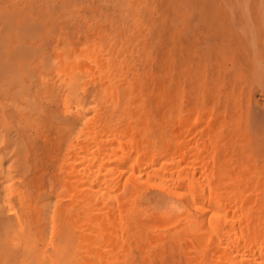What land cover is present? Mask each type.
I'll list each match as a JSON object with an SVG mask.
<instances>
[{"label": "rangeland", "instance_id": "obj_1", "mask_svg": "<svg viewBox=\"0 0 264 264\" xmlns=\"http://www.w3.org/2000/svg\"><path fill=\"white\" fill-rule=\"evenodd\" d=\"M15 1H16V3H14ZM175 1H176V3H175ZM198 1H199V3L195 0H174V1L173 0H126V1L125 0L124 1L123 0H26V1L25 0H0V36H1V30L2 31L4 30L5 34L3 31V35H4L5 40H7L6 43H8V38L11 39L10 42H12V43L9 42L10 43V44L8 43L9 45L3 46V45H1V41L3 42V40H0V47L3 46L5 49L8 46V48H9V50L7 48L8 52L11 54V51H12L13 55H14L15 51L18 50V52H20V53L18 54L16 52L15 55L16 56L19 55V57L22 59V60H20L19 58H16V56H10L12 58V59H10V57H8V55L4 56L6 53L4 52L3 49L0 50L4 53V55H2V53L0 52V57L3 58L2 56H4V58L2 59V61L4 63L2 61H0L1 62L0 67H3V65H4V68L6 67L4 70L6 73L0 72V73H4V74H0V77L2 76L7 82L6 83L2 77L0 78V82L3 83V84L0 83L1 84V86H0V90H1L0 91V107H1L0 108V111H1L0 112V131L3 130L2 132H0V135L2 136V137L0 136V141H1L0 149L3 150L4 149L3 146H6V145L7 146L5 148H7V147L9 148V146L13 143V145H11L12 148H9V150H7V149L3 150L5 153L8 152V154L4 153V154L0 155L2 162H3L2 165L4 166V167H2V175L5 178L4 184H3V182H0L2 184V185H0V195H1L0 198L3 199V197L5 196L3 200H5V199L9 200L10 199L11 201H13L14 196H15L14 191H16L19 187L24 190V187L26 188L27 182H30L32 179H34V180L36 179L35 181L32 180V182H30V184L31 183L34 184V185L31 184V186H32V188L30 190L31 194L25 195L24 197H26L27 199L25 198V200L30 203V205H31V206L29 205L30 208L33 207V208H36L38 210L41 208V210L42 211L44 210V212L46 213V214L44 213V215L47 217V219H46L47 222H45V224H46V226L49 225L48 226L49 230L47 229L48 234L46 233L47 237L49 236V231H50V227H51V222H50L51 218H49V216L51 217V215L53 214L54 218L56 217L58 210L55 211V209H58L59 204H60V206H62V205L64 206V205H67L65 203L69 204L70 203L69 201H71V203H74L75 202L74 200L77 201L76 203L80 202V205L82 203L83 204L87 203V202H84L83 200L82 201L80 200L81 198H80V196H78L79 193L75 192V190H77V189H75V188H74L75 190L72 189L71 186L69 187L70 184H67V183H65V186H64V184L61 185L59 182V178L57 177V173H60L61 172L60 170L62 168H63L62 172H67V170H68L67 166L65 164V161H64V157H66V155L68 153V141L66 138L67 135L63 134V132L66 133L68 131H67V129L64 130L65 126L63 124H60L61 122L59 120H55L53 118L55 117V118L61 119V118H65L67 116H73L78 111V109H79L78 103H76V101H73V103H71L72 102L71 98L67 94V93H69L68 89H67V80L69 78H72V77H77V75H78V79L80 80V82H82V83H80L79 89H78L79 93H80L79 95L81 96L82 101H84V99L85 100L87 99L86 101H89V103H92L95 106H98L99 108L101 107L100 109H102V110L107 108V106L113 107L116 110L115 111L112 108L111 109L112 114L110 113V115L102 116V123H101V121H99L98 118L92 117L93 116L91 113L92 110L89 107H86L88 109L89 114H90V119L94 118L92 120L97 121L98 125L100 123L106 124L105 122L110 119L109 121L111 122L110 123L111 127L114 124L118 130L119 129L124 130L121 132H125V133H121L120 131L118 132V134L123 135L122 136L123 139L119 135L120 138L122 140H126V141H127V138H129L128 143L131 142L132 143L131 147H133V149L130 147L129 148L130 150L129 149L126 150L127 156L126 155L120 156L123 158L125 157V159L127 158V160H126L127 165H125L126 162L124 160H122V158L120 159V157H119L120 152L118 150H116L117 153L115 152L116 155L114 154L116 157L111 156L112 158L110 160L111 162H113L114 171L116 172L118 170L117 171V172H119L118 176L121 178L120 183L116 187V190L118 191V193L119 192L123 193L124 191H126L128 189L127 191H128V194H130V195L128 196L126 194V192H124L123 196H125V197H122L121 193H120L121 195L117 194L116 195L117 197L111 196L112 199L110 197H108V198L104 197V200L107 199L106 203L110 204V206L108 207L109 208L108 211L105 214H103L104 218H102V219H101V215L99 214L102 211L98 212V213L94 212V211H92V212L86 211V209H87L86 207H90L92 204L90 206H89V204L88 205L87 204L81 205L82 206L81 207L82 212L85 211L84 213L87 212V214L91 213L92 215L91 214L90 215L94 216V217L99 214L100 217L96 216L95 221L93 220L92 223L94 222V224H97L96 220L98 219L99 223L102 220V222H103L102 224H106L105 221L109 220V221H107V224H110L108 226V230H112V231L115 230L116 232L114 231L115 232V233L113 232L114 234L117 233V235L123 234V237L126 236L124 238V242L118 241V244H117L115 237L112 236V240L109 242L110 248L114 247L112 249H115L116 251H118L119 255L123 254V252H126L127 247H128L127 250H129V248H130V253H131V251H133L131 253L133 255L132 256L133 257L132 262L134 261L135 264H203V262H204V264H212L211 260H215L213 262V264H215L216 261H217L216 264H219L218 262H220V258H218V256H220L224 250H227L228 252L230 251L233 253V254L231 253V257H233V262H234L233 264H241L239 262H241L242 259L240 260L239 256H241L243 258V260L246 264H254V263L256 264L255 259L257 261L264 260V258H263L264 257V255H263L264 254V248H263V246H264V240H263L264 239V176H262V175H264V170L262 169V167L264 168V144H262L264 142H262V143H248L247 142L248 139H246L247 137H245L247 130H244L243 123L241 124L239 122L238 123L235 122V120H236L234 117L235 111H234L233 107H232V111H230V110H229V112L227 111V113H229V114H227L226 110L224 108V105H223L225 92H224V88H223L222 78L220 77L222 74L219 75V71L221 70L220 66H221V62H222L221 58L223 56V53H222V50L220 48L219 41L217 40V37L213 38V34H211V30L213 28H215L216 30L214 29V31H215L214 35L218 36L219 33L217 32V29L219 26L218 21L220 19H217V18L219 16L221 17L222 15H224L223 10H224V12H226V10H225L226 6H227L226 1L225 0H205V1L198 0ZM206 1L209 3H207ZM212 1H214V3ZM227 1H230V0H227ZM242 1L246 2L249 0H242ZM63 2L65 4H69V5L64 6ZM116 2L117 3L119 2V4H117ZM171 2H173V4ZM245 2H243V5L247 6L248 2H246V4H245ZM250 2H251L250 3L251 8H249V9H251L252 15L256 16V18H259L261 16V13L262 12L264 13V11L262 10V9H264V0H250ZM13 3L15 4V6H13V8H12L11 5H14ZM46 4H47V6H46ZM61 5H63L64 7L63 6L61 7ZM231 5H233V4H231ZM248 6H249V4H248ZM38 7L40 9H38ZM173 7H175L174 12L172 11ZM221 7L223 8V10ZM256 7L257 8L263 7V8L260 9L258 11V13H256V9H257ZM41 8H43L44 10ZM46 8H48L47 9L48 11L46 10ZM127 8H128V10H127ZM177 8H179V9H177ZM31 10H33V11H31ZM38 10H39V12H42L43 14L38 13ZM27 13H30V14L28 15ZM44 13H45V15H44ZM55 13L57 15H55ZM75 13L77 14L76 16H75ZM132 14H134V15H132ZM18 16L20 18H18ZM64 16H66V17H64ZM120 16H121V18H120ZM124 16L126 19H124ZM127 16H129V17H127ZM131 16L134 17V18H132L134 20L131 19ZM43 17L47 21H45V19ZM46 17H48V18H46ZM53 17H55V20ZM37 18H38V21H37ZM58 18L62 19V20L59 21ZM72 18H74L75 20ZM96 18L99 21H97ZM112 18H113V20H112ZM212 18H215L216 20L214 21ZM33 19H35V21ZM48 19H50L51 21L50 20L48 21ZM210 19H212V20H210ZM69 20H71V21H69ZM44 21L47 22L46 23L47 26L43 25ZM91 21H92V24L90 23ZM121 21H123V22H121ZM53 22L54 23L57 22V23L54 24ZM7 23H9L8 25L10 27L7 26ZM29 23L33 27V29L30 31V33H32V36L34 38H35V36H37L35 39L33 38L32 39L33 42L30 41V43H29L28 38L31 35H29V37H28L26 32L24 33L21 31L22 30L21 26L24 27L26 24L28 26V25H30ZM61 23H62L63 27H62ZM20 24H21V26L19 27ZM34 24H37L36 25L37 27H34L35 26ZM94 24H95V26H94ZM97 24L99 26L97 28H95L97 26ZM92 25H93V27H92ZM5 26H7V28H5ZM31 26H30V28H32ZM44 26L47 27V28L45 27L46 30L45 29L43 30ZM58 26L60 27V29L58 28ZM86 26H87V28H86ZM125 26H126V28L128 27L126 30L124 29ZM8 27L11 30L8 29ZM52 27H54V29H52ZM27 28L25 27L23 30L25 31ZM34 28L37 30L38 33L35 32L36 30ZM40 28H42V29L39 30ZM102 28H103V32L101 31ZM16 29L18 30V34L20 33L21 37L18 36V34H16L17 33ZM47 29H49V30H47ZM77 29H79V30H77ZM86 29H88V30H90V32H92V33L94 32V33L90 34V32L87 31ZM261 29L264 30V27ZM27 30L29 32V29H27ZM51 30L52 31L55 30L56 34L54 33V31L50 33ZM85 30H86V32H88L87 34L91 37H89L86 34ZM62 31H64V32H62ZM123 31H124V33H123ZM12 32H14V34ZM42 32L45 34H43ZM8 33H10L11 35ZM23 33H24V36L26 35L25 37H28L27 38L28 40L25 37L22 38ZM62 33H63V35H62ZM95 33L96 34L98 33V34L96 35L97 37L95 36V38H94L93 35H95ZM15 34H16V37L13 38V36H15ZM51 34H52V37L50 36ZM9 35L11 37H9ZM82 35H83V37H84V35H86L85 38H83ZM103 35L105 36V38ZM2 36L0 37L1 39H3ZM6 36H8V38ZM100 36H102L101 37L102 39H100ZM19 37L21 38V40L18 41ZM41 38H42V40H41ZM49 38H51L52 40L51 39L49 40ZM59 38H61V39H59ZM14 39H16V42L17 41L18 42L16 43ZM24 39H26V40H24ZM56 40H57V42H56ZM62 40H64V41H62ZM66 40H67V42H66ZM85 40H86V42H85ZM20 41L23 43H19ZM69 41H71V43ZM103 41L106 43H104ZM124 41H126V42H124ZM44 42H45V44H44ZM100 42L102 45L100 44ZM3 43H5V41ZM46 43H47V45H46ZM35 44H36V46H38V45L39 46L36 48ZM63 44H65V45H63ZM15 45H17V46L15 47ZM125 45H127L128 49H127V47H125ZM18 46L23 51L21 49L19 50ZM20 46H22V47H20ZM14 47H15V49H14ZM31 47H33V48L35 47L39 53L37 52V50H36V52L32 51L35 48L32 49ZM50 47H52V48H50ZM99 47H100V50H99ZM209 47L210 48L212 47V49H214V47H215V51H213V55L216 57V60L214 63L216 66V67L215 66L214 67L216 69H214V70H215V77H216L217 81L212 83V84H210V82H208L209 81L208 80V73L209 72L207 71V69H209V67L207 65L208 64L207 58L209 57V54L212 53V52H209V50H208ZM111 48H113V49H111ZM116 48H120V49H116ZM124 48L126 49V51H124L125 50ZM7 50H6V52H7ZM115 50L116 51L120 50V52L118 51L116 53ZM27 51H28V54H27ZM60 52H62V53L60 54ZM9 53H7V54H9ZM56 53L59 55H57ZM89 53L91 54L90 56L88 55ZM95 53L99 57L98 60H97V56H96V58H94L95 57L94 55H96ZM98 53L100 55H98ZM107 53L112 54V55L108 56ZM37 54L38 55L40 54V56H37ZM52 54H53V56L56 54L57 59L55 58V56L53 58ZM29 55L31 56V59L28 58ZM33 55H35L36 57ZM42 56H43V58H42ZM59 56H61V57H59ZM64 56H66V57H64ZM85 56H87V57L89 56V58L85 59L86 58ZM92 56H94V57L92 58ZM13 57H15L16 59L13 60L14 59ZM59 58H62V59L64 58L65 60L63 59L60 62ZM66 58L68 60L69 59L70 60L66 61L67 60ZM101 58H104V60L102 59L103 62H102ZM111 58L113 59V61ZM6 59H8V60H6ZM18 59H19V61H16ZM32 59H34V60H32ZM108 59L111 61H107ZM24 60H25V62H24ZM100 60L102 63L100 62ZM21 61H23V63H25L24 67H22L23 64H21ZM29 61H30V63H28ZM43 61H45V62L42 64ZM72 61H74V62H72ZM95 61H99L98 66H99V69H101V71H99V72L97 71V73H96L97 63H95ZM12 62H13V64H12ZM71 62H72V64H71ZM86 62H89V63H86ZM15 63L19 65V68H18V65L17 66L15 65ZM39 63L41 64V66ZM45 63H46V65H45ZM93 63H95V66H93L94 65ZM5 64H8V65H5ZM26 64H28V66ZM56 64H57V67H56ZM59 64H60V67H59ZM62 64L63 65L65 64L67 66H65V65L63 66ZM79 64H81V65H79ZM108 64H111V65H108ZM205 64H206V68H207L206 70H205ZM13 65H14V67H13ZM69 65L70 66L73 65L72 66L73 68L69 67ZM75 65H76L77 69L75 68ZM122 65H123V67H122ZM26 66H27V68H26ZM87 66H91L89 68H91L93 70L88 69ZM65 67L67 68L66 71H65ZM13 68H16V69H14V72H13ZM21 68H23V69H21ZM39 68H40V70H39ZM55 68H57V69H55ZM102 68H105V69H102ZM47 69H49L50 72H48ZM61 69L64 70V73L62 72ZM99 69L97 68V70H99ZM0 70H1V68H0ZM17 70H20V73L23 71V74H22L23 76L19 73L18 77H17L16 72H19ZM72 70H74V71H72ZM114 70H116V72ZM2 71H3V68H2ZM84 71L87 73H84ZM92 71H93L94 75L92 74ZM25 72H27L28 75H26ZM40 72H44V73H40ZM102 72H104L105 74L108 73V75H109V72H111V73L109 76H107L105 78L106 75ZM68 73H69V75H68ZM98 73H99V75H98ZM5 74H7V75H5ZM42 74L43 75L45 74V75L43 76ZM61 74L62 75L67 74L68 79L65 76H62ZM113 74L114 75L116 74L114 76V78L112 76ZM60 75L62 77H65V78H62ZM87 75H88V77H87ZM19 76H21V77H19ZM46 76H48V77H46ZM59 76H60L61 80L64 79L65 82H64V80L61 81L60 78H58ZM89 76H90V79H89ZM95 76H97V77H95ZM125 76L127 77L126 79L123 78ZM13 77H16L15 83H13L14 82L13 80H15V78H13ZM24 77H25V81L23 79ZM7 78H10V84L13 83V84H11L12 88L10 87V84L8 83L9 79H7ZM184 78H185V80H184ZM41 79H43V80H41ZM112 79H113V81H111ZM100 81H101V83H100ZM104 81H106L107 83L105 82V84H104ZM110 81H111V83H109ZM121 81H123V82H121ZM87 82L89 84H87ZM63 83H64V85H63ZM98 83L101 85L103 83V86H101V85L99 86ZM127 83L129 84V86ZM8 84H9V86H8ZM15 84L17 87L14 86ZM21 85L24 87V90H23ZM27 85H29L27 88L28 92L25 91V90H27V89H25L26 88L25 86H27ZM63 86H65V87H63ZM126 86H128V87H126ZM20 87L25 92V95H24V92L22 90L19 93V90L21 89ZM60 87H62V88H60ZM13 89L16 91V92H14V95L11 92L7 93ZM62 89L64 92L62 91ZM103 89L105 90V92ZM5 90H6V92H5ZM107 90H109L108 92L110 95L108 94ZM259 91H261V89L257 88V91L254 92L255 96L251 100V108L255 107V110H257V111L259 110L258 112L264 113V109H263L264 108V94H263L264 90L262 89V92H263L262 94ZM26 92H27V94H26ZM15 93L16 94L19 93L20 97H19V95L17 96ZM3 94H5V95H3ZM52 94H54V95H52ZM61 94H62V96H61ZM64 95H66L65 96L66 99L63 97ZM4 96H5V98H6V96H8L7 101L9 100L12 102V103L10 102L11 103L10 106L8 105L9 103H7V101H5L6 99L4 98ZM9 96L11 97V99ZM36 96H38V97H36ZM87 96H89V97L87 98ZM64 100H66V101H64ZM110 100L112 101V103ZM119 100H121V101H119ZM96 101H97V103H96ZM100 101H102V102L105 101V102L102 103ZM109 101H110L111 105L109 104ZM34 102H36L37 105ZM74 102H75V106L77 105V108L74 107ZM106 102H107V104L105 105ZM28 103H30V104L28 105ZM33 103L35 106H33ZM61 103L62 104L65 103V107H61V106H64V104L62 105ZM68 103H70L71 106H69ZM86 103H88V102H86ZM66 104H68L67 106H69L70 111L72 110L73 113H72V111L69 112L67 110H64L66 108ZM112 104H114V105H112ZM12 105H14V106H12ZM115 105H116V107H115ZM17 106L20 107V109H15ZM31 106H33L34 109L36 108L35 109L36 111L34 109H32ZM25 109H27L28 111L27 110L23 111ZM37 109H38V111H37ZM41 109H42V111H41ZM61 110H63V112L64 111H67V112H64L65 114H63V112ZM102 110H101V112H104V110L103 111ZM257 111L252 110V113L257 116V114H259V113H257ZM3 112H5L6 114H10V115H6ZM114 112H116V113H114ZM1 114H3V116ZM45 114H46V116H45ZM202 114H203V116H202ZM217 114L219 116L218 118L216 116ZM125 115H126V117H125ZM6 116H10V117H6ZM105 117L106 118L108 117L109 119H106ZM110 117L112 118V121H111ZM244 117H245L244 114H242L240 121H243ZM4 118L7 120L8 123L6 122V120L4 122ZM24 118H26V119H24ZM30 118H32L33 120L31 119L32 120L31 121ZM49 119L51 121H49ZM105 119H106V121H105ZM224 119L225 120L229 119L230 125H232V129H229V131L227 130L228 126L226 125V128H225V126L223 124L225 121ZM53 121H54V123H53ZM49 122H51V123H49ZM3 123H4L5 127H4ZM213 123H214V125H213ZM6 124L10 128L6 127ZM9 124H11L13 127ZM23 124H24V126H23ZM78 124H77V126H80V122ZM1 125H3V126H1ZM29 125H30V127H29ZM4 128L6 131H4ZM122 128H124V129H122ZM58 129L61 131H59ZM207 129L209 130V133L207 132L208 131ZM8 130H10V132ZM129 130L133 134H131L129 132ZM17 132H20V133L22 132L21 134L24 135V137L22 139L19 138L21 140V144L17 143L19 140H15L17 144L12 142V141H14V139H18L19 136L16 135V134H18ZM241 132L242 133L244 132V133L242 134ZM5 133H7V134L4 135ZM13 133H15L16 137L12 136V135H14ZM124 134H126V136ZM205 134H206V136H205ZM227 134L228 135L230 134L228 139H227ZM250 134L252 136V132H250ZM25 136H27L28 139L26 137V140H24ZM43 136L45 137V139L43 138V140H42ZM59 136L62 138V140H61V143L58 145L59 146L58 147L56 145V142L58 143ZM104 136L106 137V138L104 137L105 139H108V137H110V136L107 137V134H104ZM3 137L5 139H3ZM29 137L32 140V141H30L31 144L28 141V140H30ZM1 138L3 139V141ZM209 138H210V140H209ZM7 139L12 140V141L9 140V141H11L10 144L9 143L7 144V141H6ZM112 140H114V141H112ZM23 141L27 142L29 145L24 143ZM33 141H35V142L33 143ZM45 141L46 142L48 141V143H46ZM62 141H63V143H62ZM111 141L113 142V143H111L112 146L113 145L118 146V144H116V143H118V140H116V138H113V139L111 138ZM53 142H55V143L52 144ZM18 144L21 148L17 146ZM22 144H24V145L26 144V145L22 146ZM34 144H36V145H34ZM47 145L49 147H47ZM197 145H199V146H197ZM254 145H256V146H254ZM34 146H36V148ZM24 147H25V150H24ZM31 147H32V149H31ZM197 147L199 148L198 150H197ZM208 147H209V149H208ZM12 149H16V150H12ZM34 149H36V150H34ZM41 149H43V150L41 151ZM48 149H50V150H48ZM54 149L58 150V151H55ZM44 150H45V153H44ZM51 150H52V152H51ZM13 151H14V153H16V151L21 152V153L26 152L24 154L23 153L20 154L21 158L23 157V160L21 158H18L17 153L13 154ZM199 151H201V152H199ZM39 152H40L41 156H40ZM261 152H262V154H261ZM49 153H50V155H49ZM25 154L26 155L29 154V156H25ZM44 154H46L47 156L45 157ZM132 154H135V155H132ZM203 154H205V155H203ZM211 154H213L214 157ZM4 155H6V156L8 155L7 157L10 159H8ZM152 155L154 158L152 157ZM176 155H178V156H176ZM34 156L36 158L32 160V158H34ZM132 156L134 158H132ZM208 156L209 157L211 156L214 159L211 157L208 158ZM3 157H5V158H3ZM60 157H63V158H60ZM117 157L120 160H122V162L124 164L123 163L121 164V162L119 163L120 160L117 161V159H115ZM195 157H197V158H195ZM11 158H12V161H11ZM25 158H27L28 160ZM158 158H161L163 161L161 159H158ZM3 159L4 160L7 159L9 161L5 162L6 160L3 161ZM134 159H136V160H134ZM139 159H141V160H139ZM149 159H150V162H152L153 160L157 161V162L159 160H161L162 162H164L165 164L162 163L161 161H160V163L158 162L157 165L160 164L159 166L160 167L162 166L161 168H163V165H164V167L167 165L166 167L168 168V170L170 172L165 167L164 168L165 173H164L163 170L160 167H158L159 168L158 170H160V171H158V173H160L158 175L159 176L162 175V177L166 176V178H168V175H169L170 178H168V179L173 180L174 188H176V190L174 189V193H168V190H169L168 185H167L168 183L166 185L161 184V183L158 184L159 183L158 179L153 177V176L148 177V179L146 178L145 175L140 176V178H141L140 183L141 184L139 182L135 184V182L132 179L133 177L129 176L128 172L131 171V167H135V165L137 166L138 164H139L138 166L140 167V164L147 163L149 161ZM201 159L203 161H201ZM17 160L19 162H15ZM116 161L119 164H117ZM129 161H130V163H129ZM136 161L138 164L136 163ZM139 161H141L142 163L141 162L139 163ZM205 161H206V163H205ZM250 161H251V163H250ZM38 162H39V166H38ZM168 163H169V165H168ZM180 163H182V165L186 168H184L183 166H180ZM32 164H34L36 167ZM60 164H62V167L59 168ZM130 164H132L133 166H131ZM173 164H175V166ZM186 164H187V166H186ZM200 164H202V165H200ZM253 164H254V166H252ZM29 165H31V166H29ZM143 165H141V168L144 167ZM22 166H24V168H26V167H28V168L24 169ZM120 166H122V167H120ZM169 166L171 167L170 169H169ZM13 167L15 169L14 171H12ZM174 168L175 169L177 168V169L174 170ZM204 168H205V170H204ZM231 168H233L235 171L233 169H232L233 170L232 171ZM22 169L25 173L27 170V173H26L27 176L24 175V179H23L24 173H21V172H20L21 174L19 173V171H21ZM127 169H128V171H127ZM227 169L228 170L230 169L229 172L226 171ZM250 169L256 170L255 171L256 174L250 175L251 173L250 172L248 173V171ZM8 170L11 172V175H12V177H9V178H12V180L10 182L7 179L8 176L7 177L5 176V173L7 174ZM16 170H18V171L16 172ZM35 170H37V171L39 170V172H37ZM42 170H45V172ZM261 170H262L263 174H261L262 172L259 173V171H261ZM0 171H1V169H0ZM4 171H5V173H4ZM204 172H206V173H204ZM210 172H212V173H210ZM237 172H239V173H237ZM38 173H40V175ZM172 173H174V174H172ZM13 174H15V175H13ZM204 174H206L205 178H204ZM257 174L259 175V178H258ZM20 175L22 176V178L20 177ZM33 175L35 176V178ZM242 175H246L245 178ZM29 176H30V178H29ZM260 177H261V179H260ZM243 178H244V180H243ZM6 179H7V182H6ZM29 179H31V180H29ZM56 179H58V180H56ZM39 180H41V181L38 183ZM124 180H125V182H124ZM128 180H130V181H128ZM142 180H145V181L142 182ZM43 181L46 183H44ZM149 181H151V182H149ZM153 181H155V183L152 185L153 186L152 187L151 184L153 183ZM244 181H246V182H244ZM198 182H200V183H198ZM208 182H209V184H208ZM18 183H20L22 185H18ZM47 183L51 184L53 186L52 189L53 188L55 189V190L53 189V191H55V192L57 191V192L56 193L54 192L55 194L50 195V197H49V195L45 196V198H47V199H45V198H42L41 200L36 199V196H37L36 191L40 193L44 189V190H46L47 194L50 192V189L47 187V185H49V184H47ZM128 183L132 186L127 187ZM8 184L10 185V187L8 186L9 188H7ZM35 184L36 185L40 184L39 187H37L38 190H35L36 189ZM192 184H194V185H192ZM133 185L134 186L137 185L135 187L137 189H134ZM160 185H161V187H160ZM60 186L61 187L63 186V187L61 188ZM138 186H139V188H138ZM195 186H197V188ZM5 187L7 189H5ZM130 187H132V192L130 191L131 190ZM157 187H160L161 190H163V188H165L164 192L163 191L161 192V190L159 188L157 189ZM178 187H181V189ZM56 188H57V190H56ZM138 189L139 190L141 189L139 192L142 191V195H140L141 193H137V192L134 193V195H132L133 191L138 190ZM166 189H168V190H166ZM203 189H204V191H203ZM154 190H156V192H158L163 197L167 196V197H165V199L167 200V198H168L167 201H170L169 204L173 203V205L175 204L174 206H177V207L172 206L173 207V209H172V207H171L172 204H171V205H169L171 207V209L169 206L167 208H166V206H162L163 208L161 207L162 208L161 209L159 206H155L153 204L149 205V203L146 204V201L144 203V200H145L144 199L145 196L143 195L144 192L148 191L147 193H149L150 196L152 197V198H150V201H149L151 203L152 200L155 199L157 194H158V193H154L155 192ZM197 190L199 191V193H201V194L203 193V194L200 195ZM2 191L5 193H3ZM34 191H35V193H34ZM165 191L167 192V194L165 193ZM207 191H208V193H207ZM212 191H213V194H212ZM9 192H12V193L8 194ZM24 192H26V191H24ZM186 192H188V194L191 193V196H189ZM64 193L65 194L67 193L66 195L68 196V198L65 197ZM231 193H235V194L233 195ZM68 194H71V196ZM171 194H173V196ZM195 194H197V195H195ZM210 194H211V196L213 195L211 197L213 200H211V201H209V199H208ZM245 194H246L247 199L244 196ZM33 195H34V197H33ZM119 195H120V197H119ZM7 196H11V197L8 198ZM63 196H64V198H63ZM126 196L131 197L132 200L133 199L134 200L131 201V199H128ZM169 196L170 197L172 196V197L169 199ZM225 196H227V197H225ZM31 197H33V198H31ZM48 197H49V199H48ZM57 197L58 198L60 197L62 199H60V198L57 199ZM200 197H202L201 200H200ZM224 197H225V199H224ZM229 197L231 200L229 199ZM66 198H67V200H66ZM116 198L119 199V201H120L119 203L117 202L118 199H116ZM222 198H223V201L225 203L222 201ZM44 199L47 201H44ZM63 199L65 200V202ZM108 199H110L109 201L111 203H109ZM115 199H116V201H115ZM125 199H128V200H125ZM137 199L139 200V202ZM140 199H142L143 201ZM3 200H1V201L3 202ZM112 200H114V201L112 202ZM172 200L174 202H172ZM126 201L129 203H127ZM37 202H38V204L41 202L39 204V206L36 205ZM61 202L62 203L64 202V203L62 204ZM115 202H116V204H115ZM143 203H144V205H142ZM119 204H121V207ZM12 205L15 209L14 212H18L17 214H20L22 212L21 209L24 210L23 206L22 205L20 206V204H18L17 202H12ZM46 206H48V207H46ZM146 207H148V209ZM47 208L50 211L49 210L47 211ZM142 208L144 209V210H142L143 212L140 210ZM156 208H159L161 210H157ZM176 208H178L179 210H177ZM122 209H124V210H122ZM130 209H131V213H130ZM145 210L147 213H150V214L145 213ZM147 210H149L150 212ZM153 210H155L154 212L157 215L154 214ZM163 210H165V211L161 212ZM166 210H167V212H166ZM175 210H177V211H175ZM51 211H53V212L51 213ZM49 212L51 213L50 215H49ZM82 212L80 214H82L81 217L83 219L81 217H80V219L84 220L85 214H83ZM115 212H117V213L114 215ZM161 213H164V214H161ZM145 214H147L148 216ZM159 214H161V215H159ZM90 215H88V216H90ZM255 216H257V217H255ZM46 217H44V218H46ZM176 217H178V218H176ZM133 218L135 219V222L137 224L136 225L137 226L136 232L137 233L141 232V233L133 234V237H132L131 231L130 232L129 231L128 232L122 231L119 227V224L129 223V221H131ZM243 218L245 221H242ZM171 219H173V221ZM48 220L50 223L48 222ZM120 220H122L123 222H121ZM191 221H194V222H191ZM226 221H227V223H226ZM110 222H113V223H110ZM167 222H169V223H167ZM196 222H197V225H196ZM237 222H238V224H236ZM257 222H259V224H256ZM92 223H90V224H92ZM192 224H195V225H192ZM210 224H212V225H210ZM214 224H217V225L214 226ZM223 224H224V227H226V228H224V230H225V232L227 231V236L224 233L222 235L223 236L222 238H225L224 239L225 241L227 239H229V240H227L226 244H228V245L233 244L232 247H231V245L230 246L226 245L224 240H223L222 244H219L217 242V239H216L217 238L216 237L217 232L221 228L219 226H221ZM228 224H231V225H228ZM189 225H192V226H189ZM93 226H95V225H93ZM208 226L210 228L212 227V229L208 228ZM216 226L218 229H215ZM234 228H236V229H234ZM83 229L84 228H82V230ZM247 230H248V232H247ZM134 235H135V237H134ZM196 235H197V238H194ZM245 238H247V239H245ZM192 240L193 241H199V242L195 243ZM211 240H212V242H211ZM230 240H232L233 242ZM249 240L251 241V243ZM129 241H131V243H129ZM138 241H139V244H138ZM99 242L97 244L98 247L97 246L95 247L93 245V246H89V249L93 248L94 253H96L99 250V245L101 248H104V245L101 242L100 243ZM235 242H238V243H235ZM127 243H129V245H127ZM259 243L261 245H259ZM122 244L124 247L122 246ZM137 244H138V246H137ZM215 244H217V245H215ZM223 244H224V246H223ZM256 244H258V245H256ZM135 246H137V247H135ZM234 247H237L238 249H235ZM241 247H242V250L240 249ZM135 248L138 250H135ZM217 248L219 251L217 250ZM219 248L222 249L223 251L220 250ZM140 249H141V251H140ZM231 250H233V251H231ZM100 251H101V253H104L103 249H101ZM106 251H108V250H106ZM138 251H140V253ZM142 251H143V254H141ZM250 252H252V253H250ZM94 253H92V254H94ZM201 253H203V254H201ZM207 253L209 256L207 255ZM211 254L214 257H212ZM143 255L145 257H143ZM261 255H263V256H261ZM159 256H162L163 258L160 257V259H159ZM258 256L260 259L258 258ZM150 257H153V258H150ZM205 258H207V259H205ZM209 258L211 260H209ZM161 259H163V260L161 261ZM118 261H120V260H118ZM121 263L122 262H118V264H121ZM245 263H243V264H245ZM126 264H128V263H126ZM231 264H232V262H231Z\"/></svg>", "mask_w": 264, "mask_h": 264}, {"label": "bare ground", "instance_id": "obj_2", "mask_svg": "<svg viewBox=\"0 0 264 264\" xmlns=\"http://www.w3.org/2000/svg\"><path fill=\"white\" fill-rule=\"evenodd\" d=\"M26 1V0H25ZM124 1V0H123ZM126 1V0H125ZM174 1V0H173ZM195 1H197L198 3H199V1L198 0H195ZM200 1H205V0H200ZM226 1V4H227V6H226V12H224V10H223V8H222V10H223V13H224V15H222L221 17L219 16L217 19H220L219 21H218V23H219V26H218V29H217V32L219 33L218 34V36L217 35H214V33H215V31H214V29L215 28H213L212 30H211V34H213V38H216L217 37V40L219 41V45H220V48H221V50H222V53H223V56H222V58H221V66H220V68H221V70L219 71V75L220 74H222L220 77L222 78V82H223V88H224V92H225V96H224V108H225V110H226V113H227V111L229 112V110L230 111H232V107H233V109H234V117H235V122H239V123H243V125H244V130H247L246 131V135H245V137H247L246 139H248V143H262V142H264V113H261V112H258L257 110H255V107L254 108H251V100H252V98L255 96L254 95V92H256L257 91V88L258 89H261V91H259V92H261V94L263 93L262 92V89L264 90V30L263 29H261V28H263L264 27V13L262 14L261 13V16L259 17V18H256V16H253L252 15V13H251V9H249V8H251V2H250V0L249 1H246V2H248V4H249V6H248V4H247V6L246 5H243V2H245V1H242V0H230V1H227V0H225ZM42 2V1H41ZM128 2V1H127ZM207 2V1H206ZM213 3H214V1H212ZM246 2H245V4H246ZM14 3H16V1L14 2ZM13 3V4H14ZM44 3V2H43ZM64 3V2H63ZM117 3V2H116ZM125 3V2H124ZM172 4H173V2H171ZM175 3H176V1H175ZM207 3H209V2H207ZM220 3V2H219ZM218 3V4H219ZM222 3V2H221ZM117 4H119V2L117 3ZM205 4V3H204ZM217 4V5H218ZM231 4H233V5H231ZM261 4V3H260ZM34 5V4H33ZM44 5V4H43ZM65 5H69V4H65L64 3V6ZM72 5V4H71ZM121 5V4H120ZM126 5V4H125ZM128 5V4H127ZM12 6V8H13V6H15V4L14 5H11ZM46 6H47V4H46ZM63 5H61V7H62ZM63 6V7H64ZM173 6V5H172ZM231 6V7H230ZM259 6V5H258ZM262 6V5H261ZM4 7V6H3ZM72 7V6H71ZM248 8V9H247ZM257 8V7H256ZM263 8V7H262ZM262 8H257L256 9V13H258V11L260 10V9H262ZM31 9V8H30ZM38 9H40L39 7H38ZM41 9H43V8H41ZM48 8H46V10H47ZM147 9V8H146ZM177 9H179V8H177ZM27 10V9H26ZM44 10V9H43ZM51 10V9H50ZM64 10V9H63ZM69 10V9H68ZM127 10H128V8H127ZM154 10V9H153ZM263 11H264V9H262ZM28 11V10H27ZM26 11V12H27ZM31 11H33V10H31ZM48 11V10H47ZM52 11V10H51ZM50 11V12H51ZM75 11V10H74ZM73 11V12H74ZM77 11V10H76ZM143 11V10H142ZM172 11L174 12L175 11V7H173L172 8ZM184 11V10H183ZM253 11V10H252ZM72 12V11H71ZM190 12V11H189ZM10 13V12H9ZM24 13V12H23ZM38 13H42V12H39V10H38ZM53 13V12H52ZM66 13V12H65ZM139 13V12H138ZM237 15H236V14ZM255 13V14H256ZM28 15L30 14V13H27ZM43 14V13H42ZM19 15V14H18ZM44 15H45V13H44ZM55 15H57L56 13H55ZM77 14L75 13V16H76ZM119 15V14H118ZM131 15V14H130ZM129 15V16H130ZM132 15H134V14H132ZM150 15V14H149ZM24 16V15H23ZM34 16V15H33ZM38 16V15H37ZM36 16V17H37ZM129 16H127V17H129ZM22 17V16H21ZM42 17V16H41ZM45 17V16H44ZM43 17V18H44ZM57 17V16H56ZM64 17H66V16H64ZM71 17V16H70ZM94 17V16H93ZM117 17V16H116ZM18 18H20L19 16H18ZM46 18H48V17H46ZM54 18V20H55V17H53ZM120 18H121V16H120ZM132 18H134L133 16H131V19ZM201 18V17H200ZM28 19V18H27ZM32 19V18H31ZM45 19V18H44ZM43 19V20H44ZM51 19V18H50ZM50 19H48V21L50 20ZM59 19V18H58ZM72 19H74V18H72ZM79 19V18H78ZM97 19V18H96ZM124 19H126L125 18V16H124ZM129 19V18H128ZM181 19V18H180ZM214 21L216 20L215 18H212ZM212 19H210V20H212ZM18 20V19H17ZM20 20V19H19ZM34 21H35V19H33ZM53 20V21H54ZM60 20H62V19H59V21ZM75 20V19H74ZM93 20V19H92ZM108 20V19H107ZM106 20V21H107ZM112 20H113V18H112ZM132 20H134V19H132ZM28 21V20H27ZM37 21H38V18H37ZM45 21H47L46 19H45ZM44 21V23H43V25H46V23L47 22H45ZM51 21V20H50ZM69 21H71V20H69ZM94 21V20H93ZM97 21H99L98 19H97ZM119 21V20H118ZM124 21V20H123ZM123 21H121V22H123ZM17 22V21H16ZM41 22V21H40ZM39 22V23H40ZM64 22V21H63ZM109 22V21H108ZM127 22V21H126ZM21 23V22H20ZM31 23V22H30ZM29 23V24H30ZM49 23V22H48ZM51 23V22H50ZM54 23V22H53ZM57 23V22H56ZM56 23H54V24H56ZM69 23V22H68ZM91 24H92V21L90 22ZM94 23V22H93ZM96 23V22H95ZM98 23V22H97ZM110 23V22H109ZM9 23H7V26H9L8 25ZM41 24V23H40ZM53 24V25H54ZM64 24V23H63ZM101 24V23H100ZM122 24V23H121ZM120 24V25H121ZM127 24V23H126ZM156 24V23H155ZM12 25V24H11ZM35 26L34 27H37L36 25L37 24H34ZM42 25V26H43ZM59 25V24H58ZM61 25H62V23H61ZM60 25V26H61ZM123 25V24H122ZM128 25V24H127ZM126 25V26H127ZM7 26H5V28H7ZM14 26V25H13ZM21 26V24L19 25V27ZM29 26V27H28ZM27 26V24L23 27V26H21L22 28V32H26L27 33V35H28V37H29V35H31L29 38L28 37H25L24 36V33L22 34V38H28L29 39V43H30V41H32V39L34 38L33 36H32V33H30V31L33 29V27L31 26V24L30 25H28ZM30 26L32 27V28H30ZM47 26V25H46ZM46 26H44V28H43V30L45 29V27ZM55 26V25H54ZM94 26H95V24H94ZM99 25L97 24V26L95 27V28H97ZM104 26V25H103ZM126 26H125V30L128 28H126ZM3 27V26H2ZM10 27V26H9ZM8 27V29H10ZM17 27V26H16ZM15 27V28H16ZM27 28V29H29V32H28V30L26 31H24L23 29L24 28ZM62 27H63V25H62ZM75 27V26H74ZM85 27V26H84ZM90 27V26H89ZM92 27H93V25H92ZM112 27V26H111ZM42 28H40L39 30H41ZM47 28V27H46ZM58 28L60 29V27L58 26ZM70 28V27H69ZM86 28H87V26H86ZM122 28V27H121ZM260 28V29H259ZM18 29V28H17ZM16 29V30H17ZM20 29V28H19ZM35 29V28H34ZM52 29H54V27H52ZM94 29V28H93ZM146 29V28H145ZM11 30V29H10ZM36 30V29H35ZM46 30V29H45ZM47 30H49V29H47ZM63 30V29H62ZM77 30H79V29H77ZM87 31H89L90 32V30H88V29H86ZM86 30H85V32H86ZM124 30V31H125ZM216 30V29H215ZM4 31V30H3ZM3 31L1 30V36L3 35ZM54 31V33L56 34V31L55 30H53ZM52 30L50 31V33L51 32H53ZM102 32H103V28H102V30H101ZM124 31H123V33H124ZM129 31V30H128ZM127 31V32H128ZM35 32H37V30L35 31ZM60 32V31H59ZM62 32H64V31H62ZM81 32V31H80ZM83 32V31H82ZM126 32V33H127ZM7 33V32H6ZM13 34H14V32H12ZM29 33V34H28ZM38 33V32H37ZM43 33V32H42ZM61 33V32H60ZM77 33V32H76ZM88 32H86V34H87ZM92 32H90V34H91ZM94 33V32H93ZM92 33V34H93ZM125 33V34H126ZM4 34H5V31H4ZM8 34H10V33H8ZM12 34V35H13ZM16 34H18V30H17V33ZM16 34H15V36H13V38H15L16 37ZM43 34H45V33H43ZM53 34V33H52ZM52 34L50 35L51 37H52ZM59 34V33H58ZM85 34V33H84ZM98 34V33H97ZM96 33H95V35H93V37L95 38V36L97 35ZM104 34V33H103ZM185 34V33H184ZM11 35V34H10ZM9 35V37H11ZM34 35V34H33ZM62 35H63V33H62ZM61 35V36H62ZM88 35V34H87ZM106 35V34H105ZM118 35V34H117ZM127 35V34H126ZM0 36V37H1ZM18 36H20L21 37V35H20V33L18 34ZM35 36V35H34ZM46 36V35H45ZM49 36V35H48ZM55 36V35H54ZM60 36V35H59ZM85 36L86 35H84V37H83V35H82V37L83 38H85ZM89 36V35H88ZM87 36V37H88ZM99 36V35H98ZM104 36V35H103ZM124 36V35H123ZM3 37V39H1L0 38V40H3V42L5 41V43H3L2 41H1V45H9L10 43H12V42H10L11 41V39H9L8 38V36H6L7 38H8V43H6V41L7 40H5V38H4V35L2 36ZM19 37V39H18V41L19 40H21V38ZM32 37V38H31ZM37 36H35V38H36ZM41 37V36H40ZM89 37H91V36H89ZM97 37V36H96ZM102 36H100V39H102L101 38ZM130 37V36H129ZM128 37V38H129ZM171 37V36H170ZM202 37V36H201ZM31 38V39H30ZM34 38V39H35ZM104 38H105V36H104ZM114 38V37H113ZM118 38V37H117ZM26 39H24V40H26ZM27 39V40H28ZM48 39V38H47ZM51 38H49V40H50ZM59 39H61V38H59ZM66 39V38H65ZM89 39V38H88ZM168 39V38H167ZM15 40V42H16V39H14ZM41 40H42V38H41ZM52 40V39H51ZM84 40V39H83ZM87 40V39H86ZM86 40H85V42H86ZM117 40V39H116ZM17 41V42H18ZM62 41H64V40H62ZM82 41V40H81ZM88 41V40H87ZM16 42V43H17ZM25 42V41H24ZM33 42V41H32ZM31 42V43H32ZM53 42V41H52ZM56 42H57V40H56ZM61 42V41H60ZM66 42H67V40H66ZM70 43H71V41H69ZM83 42V41H82ZM104 42V41H103ZM116 42V41H115ZM123 42V41H122ZM124 42H126V41H124ZM3 43V44H2ZM14 43V42H13ZM19 43H23V42H19ZM50 43V42H49ZM104 43H106V42H104ZM28 44V43H27ZM33 44V43H32ZM38 44V43H37ZM44 44H45V42H44ZM81 44V43H80ZM91 44V43H90ZM96 44V43H95ZM100 44H101V42H100ZM99 44V45H100ZM142 44V43H141ZM21 45V44H20ZM26 45V44H25ZM46 45H47V43H46ZM63 45H65V44H63ZM69 45V44H68ZM78 45V44H77ZM84 45V44H83ZM102 45V44H101ZM106 45V44H105ZM118 45V44H117ZM3 46H1L0 47V50H4V52L6 53L5 55H4V53L2 52V51H0L1 53H2V55H4V56H6V55H8V57H10V56H16L15 54H16V52L19 54L20 52H18V50H16L15 51V53H14V55L12 54L13 52L11 51V54L8 52V50H9V48H8V46L4 49V47ZM14 46V45H13ZM17 45H15V47H16ZM27 46V45H26ZM35 46H36V44H35ZM39 46V45H38ZM38 46H36V48L38 47ZM57 46V45H56ZM3 47V48H2ZM15 47H14V49H15ZM20 47H22V46H20ZM47 47V46H46ZM60 47V46H59ZM102 47V46H101ZM113 47V46H112ZM122 47V46H121ZM125 47H127V45H125ZM142 47V46H141ZM218 47V46H217ZM7 48H8V50H7ZM12 48V47H11ZM10 48V49H11ZM18 48H19V46H18ZM32 49H34L33 47H31ZM30 48V49H31ZM34 49V50H32V51H34V52H36V50L37 49ZM50 48H52V47H50ZM55 48V47H54ZM58 48V47H57ZM56 48V49H57ZM106 48V47H105ZM13 49V50H14ZM21 48H19V50H20ZM26 49V48H25ZM24 49V50H25ZM28 49V48H27ZM48 49V48H47ZM61 49V48H60ZM79 49V48H78ZM82 49V48H81ZM85 49V48H84ZM111 49H113V48H111ZM116 49H120V48H116ZM125 49V48H124ZM127 49H128V47H127ZM6 50H7V52H6ZM22 50V49H21ZM65 50V49H64ZM89 50V49H88ZM96 50V49H95ZM99 50H100V47H99ZM104 50V49H103ZM209 52H212V53H210L209 54V57L207 58L208 59V67H209V69H207L206 68V64H205V70L207 69V71L209 72L208 73V82H210V84H212V83H214V82H216L217 80H216V77H215V70L214 69H216L215 67V60H216V57L213 55V51H215V47H214V49H212V47L210 48L209 47ZM23 51V50H22ZM21 51V52H22ZM26 51V50H25ZM62 51V50H61ZM102 51V50H101ZM100 51V52H101ZM107 51V50H106ZM113 51V50H112ZM116 51V50H115ZM120 52V50H117L116 51V53L117 52ZM124 51H126V49L124 50ZM37 52H38V50H37ZM41 52V51H40ZM76 52V51H75ZM74 52V53H75ZM7 53H9V54H7ZM39 53V52H38ZM58 53V52H57ZM56 53V54H57ZM62 52H60V54H61ZM112 53V52H111ZM114 53V52H113ZM25 54V53H24ZM27 54H28V51H27ZM30 54V53H29ZM35 54V53H34ZM41 54V53H40ZM40 54L38 55L37 54V56H40ZM56 54L54 55L55 56V58L57 59V57H56ZM83 54V53H82ZM96 54V53H95ZM108 54V53H107ZM119 54V53H118ZM44 55V54H43ZM57 55H59V54H57ZM89 56L91 55L90 53L88 54ZM94 55V54H93ZM98 55H100L99 53H98ZM104 55V54H103ZM109 55H112V54H108V56ZM4 56H2L3 58H4ZM30 56V55H29ZM28 56V58H30L31 59V56L29 57ZM33 56H35V55H33ZM52 56H53V54H52ZM54 56H53V58H54ZM84 56V55H83ZM89 56L87 57V56H85L84 58L85 59H87V58H89ZM95 56V57H94ZM94 56H92V58L94 57V58H96V56H97V54L96 55H94ZM105 56V55H104ZM7 57V58H8ZM36 57V56H35ZM59 57H61V56H59ZM64 57H66V56H64ZM3 58H1L0 57V61H2V59ZM14 59L13 60H15L16 58H19L20 60H22L20 57H19V55L18 56H16V58L15 57H13ZM42 58H43V56H42ZM52 58V57H51ZM98 56H97V60H98ZM117 58V57H116ZM10 59H12L11 57H10ZM19 59L18 60H16V61H19ZM60 60V62L64 59H62V58H59ZM67 59V58H66ZM104 60V58H101V60ZM112 59V58H111ZM124 59V58H123ZM6 60H8V59H6ZM32 60H34V59H32ZM38 60V59H37ZM43 60V59H42ZM65 60V59H64ZM70 60V59H69ZM68 59L66 60V61H69ZM101 60H100V62H101ZM103 60H102V62H103ZM28 61V60H27ZM92 61V60H91ZM107 61H111V60H107ZM112 61H113V59H112ZM3 62V61H2ZM24 62H25V60H24ZM39 62V61H38ZM45 61H43L42 62V64L44 63ZM49 62V61H48ZM47 62V63H48ZM57 62V61H56ZM72 62H74V61H72ZM72 62H71V64H72ZM98 62L99 61H95V63H97V66H96V73H97V71L99 72V71H101V69H99V64H98ZM101 62V63H102ZM1 63V62H0ZM4 63V62H3ZM27 63V62H26ZM28 63H30V61L28 62ZM68 63V62H67ZM77 63V62H76ZM75 63V64H76ZM86 63H89V62H86ZM85 63V64H86ZM95 63H93L94 65L93 66H95ZM100 63V64H101ZM105 63V62H104ZM112 63V62H111ZM12 64H13V62H12ZM21 64H23V66L22 67H24L25 66V63H23V61H21ZM40 64V63H39ZM49 64V63H48ZM61 64V63H60ZM60 64H59V67H60ZM5 65H8V64H5ZM15 65L17 66L18 64H16L15 63ZM27 66H28V64H26ZM45 65H46V63H45ZM63 65V64H62ZM65 65V64H64ZM63 65V66H64ZM79 65H81V64H79ZM108 65H111V64H108ZM115 65V64H114ZM196 65V64H195ZM0 66H1V64H0ZM27 66H26V68H27ZM40 66H41V64H40ZM65 66H67V65H65ZM73 66V65H72ZM72 66H70L69 65V67H71V68H73ZM201 66V65H200ZM215 66V67H214ZM8 67V66H7ZM13 67H14V65H13ZM56 67H57V64H56ZM62 67V66H61ZM89 67H91V66H87V68L88 69H90V70H93V69H91V68H89ZM103 67V66H102ZM122 67H123V65H122ZM1 68V70H0V72H4V73H6L4 70H5V68H4V65H3V67H0ZM2 68H3V71H2ZM11 68V67H10ZM17 68V67H16ZM16 68H13V72H14V69H16ZM18 68H19V65H18ZM38 68V67H37ZM41 68V67H40ZM40 68H39V70H40ZM43 68V67H42ZM46 68V67H45ZM44 68V69H45ZM75 68H76V65H75ZM79 68V67H78ZM97 68L99 69V70H97ZM110 68V67H109ZM121 68V67H120ZM203 68V67H202ZM21 69H23V68H21ZM51 69V68H50ZM55 69H57V68H55ZM66 67H65V71H66ZM77 69V68H76ZM83 69V68H82ZM85 69V68H84ZM102 69H105V68H102ZM107 69V68H106ZM9 70V69H8ZM48 70V72H50L49 71V69H47ZM46 70V71H47ZM62 70V69H61ZM75 70V69H74ZM74 70H72V71H74ZM112 70V69H111ZM17 71H19V72H16L17 73V77H18V74L20 73V70H17ZM55 71V70H54ZM83 71V70H82ZM115 72H116V70H114ZM38 72V71H37ZM61 72V71H60ZM62 72L64 73V70H62ZM70 72V71H69ZM188 72V71H187ZM4 73H0V74H4ZM12 73V72H11ZM10 73V74H11ZM40 73H44V72H40ZM53 73V72H52ZM82 73V72H81ZM84 73H87V72H85L84 71ZM95 73V72H94ZM101 73V72H100ZM102 73H104V72H102ZM110 73L111 72H109V75H110ZM21 75L23 74V71L20 73ZM25 74L26 75H28V73L27 72H25ZM31 74V73H30ZM51 74V73H50ZM71 74V73H70ZM80 74V73H79ZM92 74H93V71H92ZM105 74V73H104ZM121 74V73H120ZM217 74V73H216ZM5 75H7V74H5ZM12 75V74H11ZM43 75V74H42ZM45 75V74H44ZM43 75V76H44ZM48 75V74H47ZM55 75V74H54ZM62 75V74H61ZM60 75V76H61ZM68 75H69V73H68ZM67 74L66 75H62V76H65L66 78H67V76H68ZM94 75V74H93ZM97 75V74H96ZM98 75H99V73H98ZM106 75V76H105ZM104 76H105V78L107 77V76H109L108 75V73L107 74H105ZM116 75V74H115ZM114 74L112 75L113 76V78H114V76H115ZM119 75V74H118ZM14 76V75H13ZM23 76V75H22ZM42 76V77H43ZM60 76L58 77V78H60ZM61 76V77H62ZM75 76V75H74ZM84 76V75H83ZM82 76V77H83ZM2 77V76H1ZM0 77V78H1ZM11 77V76H10ZM19 77H21V76H19ZM29 77V76H28ZM31 77V76H30ZM46 77H48V76H46ZM65 77H62V78H65ZM87 77H88V75H87ZM95 77H97V76H95ZM119 77V76H118ZM3 78V77H2ZM13 78H15V80H13L14 82L13 83H15V81H16V77H13ZM12 78V79H13ZM52 78V77H51ZM99 78V77H98ZM109 78V77H108ZM107 78V79H108ZM123 78H127L126 76L125 77H123ZM4 79V78H3ZM7 79H9V81H8V83L10 84V78H7ZM22 79V78H21ZM24 79V81H25V77L23 78ZM50 79V78H49ZM53 79V78H52ZM68 79V78H67ZM85 79V78H84ZM89 79H90V76H89ZM111 79V78H110ZM132 79V78H131ZM5 80V79H4ZM29 80V79H28ZM41 80H43V79H41ZM59 80V79H58ZM60 80H61V78H60ZM62 80H64V79H62ZM61 80V81H62ZM106 80V79H105ZM184 80H185V78H184ZM60 81V82H61ZM111 81H113V79L111 80ZM111 81L109 82V83H111ZM116 81V80H115ZM5 82H6V80H5ZM12 82V81H11ZM21 82V81H20ZM47 82V81H46ZM59 82V83H60ZM64 82H65V80H64ZM89 82V81H88ZM87 82V84H89ZM94 82V81H93ZM105 82L106 81H104V84H105ZM121 82H123V81H121ZM1 84H3L2 82H0ZM7 83V82H6ZM13 83H11V84H13ZM23 83V82H22ZM30 83V82H29ZM50 83V82H49ZM80 83H82V82H80V80L78 79V75H77V77H72V78H69L68 80H67V89H68V92L69 93H67L68 94V96H70V98H71V103H73V101H76V103H78V107H79V109H78V111L76 112V114L75 115H73V116H67V117H65V118H61V119H58V118H53V119H55V120H59L61 123L60 124H63L64 126V130L65 129H67V131L68 132H66V133H64L63 132V134H65V135H67L66 136V138H67V141H68V153H67V155H66V157H64V161H65V164H66V166H67V172H62V169L60 170L61 172L60 173H57V177L59 178V182H60V184L61 185H63L64 184V186H65V183H67V184H70L69 185V187L71 186L72 187V189H77V190H75V192H78L79 193V195L78 196H80V200L82 201H84V202H87L86 204L88 205L89 204V206L90 207H86L87 209H86V211H94V212H101V213H99L100 215H101V219L102 218H104V216H103V214H105L107 211H108V207L110 206V204H108V203H106V200H104V197L106 198H108V197H110L111 198V196H113V197H115L117 194H122V197H125V196H123V194H124V192H126V194L129 196L130 194H128V189L126 190V191H124L123 193L122 192H119L118 193V191L116 190V187L118 186V184L120 183V180H121V178L118 176V173L119 172H115L114 171V169H113V162H111L110 160H111V158L112 157H114L116 154H115V152H116V150H118L120 153H119V157L120 156H127V154H126V150L127 149H129L130 147H131V142L130 143H128V140H129V138H127V141L126 140H122L123 139V135L122 134H118V132L120 131H124V130H118L117 128H116V126L113 124V126L111 127V122L109 121L110 119L107 117H105L106 119H109V120H107L106 121V119H105V123L106 124H101L102 123V116H104V115H110V113L112 114V111H111V109L113 108V107H110V106H107V108H105V109H103L104 110V112H101V110L102 109H100L98 106H95L94 104H92V103H89V101H86L84 98V101H82V98H81V96L79 95L80 93H79V85H80ZM97 83V82H96ZM100 83H101V81H100ZM107 83V82H106ZM1 84H0V86H1ZM9 84H8V86H9ZM11 84H10V87H11ZM17 84V83H16ZM16 84L14 85L15 87H17L16 86ZM21 84V83H20ZM24 84V83H23ZM55 84V83H54ZM128 84V83H127ZM56 85V84H55ZM63 85H64V83H63ZM82 85V84H81ZM98 85L100 86L101 84H99L98 83ZM117 85V84H116ZM22 86V85H21ZM28 86L29 85H27V86H25L26 88L25 89H27L28 88ZM57 86V85H56ZM101 86H103V83H102V85ZM108 86V85H107ZM128 86H129V84H128ZM128 86H126V87H128ZM6 87V86H5ZM63 87H65V86H63ZM81 87V86H80ZM113 87V86H112ZM12 88V87H11ZM14 88V87H13ZM21 88V87H20ZM22 88H23V90H24V87L22 86ZM22 88L19 90V93H20V91L22 90ZM60 88H62V87H60ZM100 88V87H99ZM106 88V87H105ZM109 88V87H108ZM131 88V87H130ZM2 89V88H1ZM10 89V88H9ZM17 89V88H16ZM19 89V88H18ZM82 89V88H81ZM22 90V91H23ZM65 90V89H64ZM104 90V89H103ZM212 90V89H211ZM256 90V91H255ZM1 91V90H0ZM8 91V90H7ZM25 91H27L28 92V89L27 90H25ZM62 91H63V89H62ZM109 90H107V92H108ZM126 91V90H125ZM3 92V91H2ZM5 92H6V90H5ZM13 93V95H14V92H16L14 89L13 90H10L9 92H7V93ZM24 92V91H23ZM27 92H26V94H27ZM51 92V91H50ZM64 92V91H63ZM103 92V91H102ZM104 92H105V90H104ZM19 93L18 94H16L17 96L19 95ZM66 93V92H65ZM30 94V93H29ZM66 94V95H67ZM95 94V93H94ZM108 94H109V92H108ZM107 94V95H108ZM259 94V93H258ZM264 94V93H263ZM3 95H5V94H3ZM11 95V94H10ZM24 95H25V92H24ZM35 95V94H34ZM52 95H54V94H52ZM66 95H64L63 97L65 98V96ZM82 95V94H81ZM110 95V94H109ZM23 96V95H22ZM43 96V95H42ZM61 96H62V94H61ZM262 96V95H261ZM10 97V96H9ZM16 97V96H15ZM19 97H20V95H19ZM36 97H38V96H36ZM35 97V98H36ZM89 96H87V98H88ZM110 97V96H109ZM136 97V96H135ZM4 98H5V96H4ZM7 98H8V96H6V100L5 101H7ZM24 98V97H23ZM62 98V97H61ZM108 98V97H107ZM10 99H11V97H10ZM16 99V98H15ZM60 99V98H59ZM66 99V98H65ZM68 99V98H67ZM101 99V98H100ZM112 99V98H111ZM116 99V98H115ZM255 99V98H254ZM57 100V99H56ZM90 100V99H89ZM108 100V99H107ZM3 101V100H2ZM9 101V100H8ZM7 101V103H9L8 105L10 106V104L12 103L11 101H9L8 102ZM35 101V100H34ZM64 101H66V100H64ZM88 102V103H86V102ZM111 101V100H110ZM110 101H109V104H110ZM119 101H121V100H119ZM123 101V100H122ZM256 101V100H255ZM11 102V103H10ZM16 102V101H15ZM14 102V103H15ZM32 102V101H31ZM61 102V101H60ZM100 102H102V101H100ZM105 102V101H104ZM104 102H102V103H104ZM4 103V102H3ZM6 103V102H5ZM6 103V104H7ZM13 103V104H14ZM35 104H36V102H34ZM34 103H33V106H35L34 105ZM96 103H97V101H96ZM111 103H112V101H111ZM114 103V102H113ZM30 103H28V105H29ZM62 104V103H61ZM64 104V106H61V107H65V103H63ZM62 104V105H63ZM69 104V106H71L70 105V103H68ZM68 104H66V108L64 109V110H67V111H69V112H71L70 111V109H69V106H67ZM99 104V103H98ZM107 104V102L105 103V105ZM119 104V103H118ZM3 105V104H2ZM17 105V104H16ZM15 105V106H16ZM27 105V106H28ZM37 105V104H36ZM111 105V104H110ZM112 105H114V104H112ZM253 105V104H252ZM12 106H14V105H12ZM20 106V105H19ZM33 106H31V108L32 109H34L33 108ZM101 106V105H100ZM128 106V105H127ZM126 106V107H127ZM74 107H76L77 108V105L75 106V102H74ZM86 107H89L92 111H91V113H92V117H96V118H98L99 119V121H101V123L98 125V122L97 121H93L92 119H94V118H91L90 119V114H89V112H88V109L86 108ZM115 107H116V105H115ZM1 108V107H0ZM257 108V107H256ZM15 109H20V107H16ZM22 109V108H21ZM36 109V108H35ZM34 109V110H35ZM114 110H115V108H113ZM118 109V108H117ZM262 109V108H261ZM264 109V108H263ZM27 109H25V110H23V111H26ZM33 110V111H34ZM102 110V111H103ZM252 110H254V111H257V113H259V114H257V116L255 115V114H253L252 113ZM28 111V110H27ZM36 111V110H35ZM37 111H38V109H37ZM41 111H42V109H41ZM62 112H63V110H61ZM67 111H64V112H67ZM116 111V110H115ZM1 112V111H0ZM63 112V114H65ZM126 112V111H125ZM4 114H6L5 112H3ZM18 113V112H17ZM72 113H73V111H72ZM114 113H116V112H114ZM216 113V112H215ZM69 114V113H68ZM227 114H229V113H227ZM242 114H244V120L243 121H240V118H241V116H242ZM2 116H3V114H1ZM6 115H10V114H6ZM52 115V114H51ZM259 115V116H258ZM18 116V115H17ZM45 116H46V114H45ZM50 116V115H49ZM202 116H203V114H202ZM217 116V118L219 117L218 116V114L216 115ZM6 117H10V116H6ZM22 117V116H21ZM20 117V118H21ZM29 117V116H28ZM62 117V116H61ZM123 117V116H122ZM125 117H126V115H125ZM133 117V116H132ZM23 118V117H22ZM111 118V117H110ZM115 118V117H114ZM9 119V118H8ZM11 119V118H10ZM19 119V118H18ZM24 119H26V118H24ZM32 118H30V120H31ZM211 119V118H210ZM216 119V118H215ZM3 120V119H2ZM1 120V121H2ZM5 118H4V122H5ZM33 120V119H32ZM31 120V121H32ZM225 120V119H224ZM49 121H51L50 119H49ZM111 121H112V118H111ZM115 121V120H114ZM215 121V120H214ZM6 122H7V120H6ZM15 122V121H14ZM19 122V121H18ZM80 122V126H77V124ZM104 122V121H103ZM118 122V121H117ZM8 123V122H7ZM49 123H51V122H49ZM53 123H54V121H53ZM210 123V122H209ZM34 124V123H33ZM40 124V123H39ZM211 124V123H210ZM224 126H225V128H226V125L228 126V131H229V129H232V125H230V121H229V119L228 120H225L224 121ZM3 125H4V123H3ZM3 125H1V126H3ZM9 125H11V124H9ZM32 125V124H31ZM43 125V124H42ZM41 125V126H42ZM45 125V124H44ZM79 125V124H78ZM212 125V124H211ZM213 125H214V123H213ZM12 126V125H11ZM23 126H24V124H23ZM26 126V125H25ZM57 126V125H56ZM241 126V125H240ZM4 127H5V125H4ZM6 127H9L7 124H6ZM13 127V126H12ZM28 127V126H27ZM29 127H30V125H29ZM33 127V126H32ZM31 127V128H32ZM39 127V126H38ZM44 127V126H43ZM46 127V126H45ZM125 127V126H124ZM208 127V126H207ZM223 127V126H222ZM231 127V128H230ZM10 128V127H9ZM113 128V129H112ZM209 128V127H208ZM25 129V128H24ZM30 129V128H29ZM55 129V128H54ZM112 129V130H111ZM122 129H124V128H122ZM39 130V129H38ZM59 130V129H58ZM208 130V129H207ZM3 131V130H2ZM2 131H0V132H2ZM4 131H6L5 130V128H4ZM9 132H10V130H8ZM46 131V130H45ZM57 131V130H56ZM59 131H61V130H59ZM242 131V130H241ZM14 132V131H13ZM35 132V131H34ZM70 132V133H69ZM73 132V133H72ZM129 132H130V130H129ZM136 132V131H135ZM208 133H209V130L207 131ZM206 132V133H207ZM250 132H252V136H251V134H250ZM18 134H16V135H18L19 137H18V139H14V141H12L11 139H7L6 141H7V144L9 143H11V141L12 142H14V143H16V141L15 140H19L17 143H19V144H21V140L20 139H22L23 137H24V135L23 134H21L20 132H17ZM46 133V132H45ZM121 133H125V132H121ZM131 133V132H130ZM129 133V134H130ZM242 133V132H241ZM244 133V132H243ZM242 133V134H243ZM7 133H5L4 135H6ZM11 134V133H10ZM14 135H12V136H15V133H13ZM30 134V133H29ZM37 134V133H36ZM57 134V133H56ZM55 134V135H56ZM59 134V133H58ZM104 134H107V137L108 136H110V137H108V139H105L106 137L104 136ZM131 134H133V133H131ZM212 134V133H211ZM28 135V134H27ZM46 135V134H45ZM122 137V139L120 138V136ZM125 136H126V134H124ZM230 135V134H229ZM229 135L227 134V139L229 138ZM1 136V135H0ZM30 136V135H29ZM205 136H206V134H205ZM251 136V137H250ZM2 137V136H1ZM16 137V136H15ZM14 137V138H15ZM26 137L27 136H25V138H24V140H26ZM35 137V136H34ZM105 137V138H104ZM131 137V136H130ZM200 137V136H199ZM232 137V136H231ZM20 138V139H19ZM37 138V137H36ZM43 138L45 139V137L43 136L42 137V140H43ZM55 138V137H54ZM111 138L113 139V138H116V140H118V143H116V144H118V146H115V145H113L112 146V144L111 143H113L112 141H114V140H112L111 141ZM135 138V137H134ZM211 138V137H210ZM210 138H209V140H210ZM2 139V138H1ZM3 139H5L4 137H3ZM3 139H2V141H3ZM27 139H28V137H27ZM29 139L30 140H28L29 141V143H30V141H32L31 140V138L29 137ZM9 140H11V141H9ZM36 140V139H35ZM49 140V139H48ZM59 141H58V143L56 142V145L58 146L60 143H61V140H62V138L59 136V139H58ZM197 140V139H196ZM208 140V141H209ZM236 140V139H235ZM127 143H126V142ZM199 141V140H198ZM207 141V142H208ZM5 142V141H4ZM24 142V141H23ZM35 141H33V143H34ZM46 142V141H45ZM3 143V142H2ZM16 143V144H17ZM24 143H26V144H28L27 142H24ZM46 143H48V141L46 142ZM55 142H53L52 144H54ZM62 143H63V141H62ZM211 143V142H210ZM19 144L17 145L18 147H20L19 146ZM25 144V145H26ZM31 144V143H30ZM140 144V143H139ZM145 144V143H144ZM163 144V143H162ZM262 144H264V143H262ZM0 145H1V141H0ZM11 145H13V143L11 144ZM9 146V148H12V146ZM24 144H22V146H25ZM29 145V144H28ZM34 145H36V144H34ZM206 145V144H205ZM210 145V144H209ZM7 146V145H6ZM6 146H3L4 147V149L3 150H9V148L7 147V148H5ZM42 146V145H41ZM51 146V145H50ZM115 146V147H114ZM179 146V145H178ZM197 146H199V145H197ZM254 146H256V145H254ZM2 147V148H3ZM14 147V146H13ZM35 148H36V146H34ZM33 147V148H34ZM38 147V146H37ZM47 147H49L48 145H47ZM59 147V146H58ZM248 147V146H247ZM252 147V146H251ZM15 148V147H14ZM21 148V147H20ZM40 148V147H39ZM43 148V147H42ZM132 149H133V147H131ZM255 148V147H254ZM27 149V148H26ZM31 149H32V147H31ZM62 149V148H61ZM65 149V148H64ZM63 149V150H64ZM195 149V148H194ZM193 149V150H194ZM199 148L197 147V150H198ZM208 149H209V147H208ZM211 149V148H210ZM2 149H0V155L1 154H4L5 152L3 151ZM12 150H16V149H12ZM24 150H25V147H24ZM34 150H36V149H34ZM43 149H41V151H42ZM48 150H50V149H48ZM55 150V149H54ZM130 150V149H129ZM192 150V149H191ZM196 150V151H197ZM263 150V149H262ZM18 151V150H17ZM16 151V153L18 154L17 156H18V158H21V155L20 154H22L21 152H17ZM30 151V150H29ZM55 151H58V150H55ZM132 151V150H131ZM163 151V150H162ZM179 151V150H178ZM211 151V150H210ZM240 151V150H239ZM51 152H52V150H51ZM50 152V153H51ZM67 152V151H66ZM199 152H201V151H199ZM16 153H14V151H13V154H16ZM24 153H26V152H24ZM23 153V154H24ZM37 153V152H36ZM44 153H45V150H44ZM50 153H49V155H50ZM117 153V152H116ZM153 153V152H152ZM164 153V152H163ZM5 154H8V152L7 153H5ZM39 154H40V152H39ZM54 154V153H53ZM58 154V153H57ZM115 154V155H114ZM136 154V153H135ZM135 154H132V155H135ZM151 154V153H150ZM188 154V153H187ZM261 154H262V152H261ZM32 155V154H31ZM45 155V157L47 156L46 154H44ZM52 155V154H51ZM62 155V154H61ZM130 155V154H129ZM184 155V154H183ZM194 155V154H193ZM203 155H205V154H203ZM208 155V154H207ZM212 156H213V154H211ZM4 156H6V155H4ZM8 156V155H7ZM6 156V157H7ZM13 156V155H12ZM20 156V157H19ZM25 156H29V154L28 155H26L25 154ZM40 156H41V154H40ZM112 156V157H111ZM176 156H178V155H176ZM188 156V155H187ZM186 156V157H187ZM191 156V155H190ZM199 156V155H198ZM39 157V156H38ZM116 157V156H115ZM151 157V156H150ZM152 157H153V155H152ZM151 157V158H152ZM168 157V156H167ZM207 157V156H206ZM211 157V156H210ZM209 156H208V158H210ZM214 157V156H213ZM213 157H211V158H213ZM3 158H5V157H3ZM8 158V157H7ZM32 158V157H31ZM36 157L34 156V158H32V160L33 159H35ZM60 158H63V157H60ZM122 158V160H124L125 162H126V160H127V158L125 159V157L123 158V157H120V159ZM130 158V157H129ZM132 158H134L133 156H132ZM131 158V159H132ZM154 158V157H153ZM164 158V157H163ZM195 158H197V157H195ZM194 158V159H195ZM255 158V157H254ZM8 159H10V158H8ZM22 160H23V157L21 158ZM20 159V160H21ZM25 159H27V158H25ZM39 159V158H38ZM114 159V158H113ZM115 159H117V161H119L120 159L117 157V158H115ZM148 159V158H147ZM158 159H161V158H158ZM203 159V158H202ZM201 159V161H203ZM207 159V158H206ZM214 159V158H213ZM226 159V158H225ZM6 160V161H5ZM3 159V161H5V162H8L9 160H7V159ZM19 160V159H18ZM15 161V162H19V161ZM28 160V159H27ZM43 160V159H42ZM62 160V159H61ZM122 160H120L119 161V163L121 162V164L123 163L122 162ZM134 160H136V159H134ZM139 160H141V159H139ZM162 160V159H161ZM161 160H159L158 162L160 163V161ZM184 160V159H183ZM193 160V159H192ZM209 160V159H208ZM252 160V159H251ZM11 161H12V158H11ZM35 161V160H34ZM63 161V160H62ZM116 161V162H117ZM144 161V160H143ZM163 161V160H162ZM161 161V162H162ZM225 161V160H224ZM14 162V161H13ZM12 162V163H13ZM31 162V161H30ZM141 161H139V163H140ZM146 162V161H145ZM158 162L157 161H152V162H150V159H149V161L147 162V163H143V164H140V167L138 166L139 164L137 163V161H136V163L138 164L137 166L135 165V167H131V171L130 172H128L129 173V176H132L133 178V181L135 182V184L136 183H140L141 182V178H140V176H143V175H145L146 176V178L148 179V177H155V178H157L158 179V181H159V183L158 184H167L168 185V189H166V190H168V193H174V189L176 190V188H174V183H173V180H169L168 178H170L169 177V175H168V178H166V176L164 177H162V175L161 176H159L158 174H160V173H158V171H160V170H158L159 168L158 167H160L159 165H157L158 164ZM194 162V161H193ZM255 162V161H254ZM23 163V162H22ZM21 163V164H22ZM28 163V162H27ZM36 163V162H35ZM118 162H117V164H119ZM129 163H130V161H129ZM133 163V162H132ZM142 163V162H141ZM162 163H164V162H162ZM184 163V162H183ZM187 163V162H186ZM200 163V162H199ZM204 163V162H203ZM205 163H206V161H205ZM225 163V162H224ZM250 163H251V161H250ZM3 162H2V159H1V156H0V169H1V171H0V182H3V184H4V182H5V178H4V176L2 175V167H4L3 165ZM19 164V163H18ZM20 164V165H21ZM115 164V163H114ZM120 164V165H121ZM124 164V163H123ZM165 164V163H164ZM230 164V163H229ZM255 164V163H254ZM254 164L252 165V166H254ZM6 165V164H5ZM16 165V164H15ZM32 165H34V164H32ZM116 165V164H115ZM125 165H127V162L125 163ZM131 166H133L132 164H130ZM141 165H143L144 167L143 168H141ZM168 165H169V163H168ZM174 166H175V164H173ZM200 165H202V164H200ZM212 165V164H211ZM10 166V165H9ZM8 166V167H9ZM29 166H31V165H29ZM35 166V165H34ZM38 166H39V162H38ZM55 166V165H54ZM58 166V165H57ZM117 166V165H116ZM124 166V165H123ZM167 166V165H166ZM165 166V167H166ZM180 166H183L182 165V163H180ZM179 166V167H180ZM186 166H187V164H186ZM193 166V165H192ZM18 167V166H17ZM20 167V166H19ZM23 168H24V166H22ZM36 167V166H35ZM60 167H62V164H60L59 165V168ZM120 167H122V166H120ZM137 167V168H136ZM162 167V166H161ZM160 167V168H161ZM164 165H163V168H161L162 170H163V172H164ZM184 167V166H183ZM227 167V166H226ZM229 167V166H228ZM16 168V167H15ZM28 167H26V168H24V169H27ZM32 168V167H31ZM141 168V169H140ZM167 168V167H166ZM171 167L169 166V169H170ZM184 168H186V167H184ZM183 168V169H184ZM188 168V167H187ZM258 168V167H257ZM12 169V168H11ZM177 169V168H176ZM175 168H174V170H176ZM190 169V168H189ZM188 169V170H189ZM226 169V168H225ZM233 168H231V170H232ZM252 169V168H251ZM250 169V170H251ZM256 169V168H255ZM261 169V168H260ZM262 169L264 170V168L262 167ZM15 169H14V167H13V169H12V171H14ZM58 170V169H57ZM116 170V169H115ZM126 170V169H125ZM167 170H168V168H167ZM204 170H205V168H204ZM230 170V169H229ZM229 170L227 169L226 171H228L229 172ZM234 170V169H233ZM232 170V171H233ZM238 170V169H237ZM241 170V169H240ZM245 170V169H244ZM248 171V173L250 172L251 174L250 175H252V174H256L255 173V171L256 170H251V171ZM18 170H16V172H17ZM23 169L21 170V171H19V173L21 172V173H24L23 174V179H24V175H26L27 176V170H26V173L23 171ZM29 171V170H28ZM35 171H37V170H35ZM42 171H44L45 172V170H42ZM47 171V170H46ZM123 171V170H122ZM127 171H128V169H127ZM126 171V172H127ZM169 171V170H168ZM235 171V170H234ZM246 171V170H245ZM30 172V171H29ZM28 172V173H29ZM37 172H39V170L37 171ZM170 172V171H169ZM175 172V171H174ZM180 172V171H179ZM209 172V171H208ZM207 172V173H208ZM227 172V173H228ZM231 172V171H230ZM260 172H262V170L261 171H259V173ZM4 173H5V171H4ZM20 173V174H21ZM35 173V172H34ZM67 173V174H66ZM127 173V174H128ZM162 173V172H161ZM165 173V172H164ZM182 173V172H181ZM190 173V172H189ZM204 173H206V172H204ZM210 173H212V172H210ZM237 173H239V172H237ZM31 174V173H30ZM39 175H40V173H38ZM45 174V173H44ZM168 174V173H167ZM172 174H174V173H172ZM261 174H263V172L261 173ZM13 175H15V174H13ZM56 175V174H55ZM164 175V174H163ZM206 174H204V178L206 177L205 176ZM237 175V174H236ZM258 175V174H257ZM5 176L7 177V179H8V181L10 182L11 180H12V178H9V177H12V175H11V172L8 170L7 171V174L5 173ZM31 176V175H30ZM30 176H29V178H30ZM34 176V175H33ZM121 176V175H120ZM124 176V175H123ZM180 176V175H179ZM220 176V175H219ZM232 176V175H231ZM240 176V175H239ZM244 178H245V176L246 175H242ZM241 176V177H242ZM262 176H264V175H262ZM20 177L22 178V176L20 175ZM40 177V176H39ZM127 177V176H126ZM184 177V176H183ZM208 177V176H207ZM212 177V176H211ZM221 177V176H220ZM253 177V176H252ZM18 178V177H17ZM34 178H35V176H34ZM41 178V177H40ZM244 178H243V180H244ZM250 178V177H249ZM258 178H259V175H258ZM7 179H6V182H7ZM19 179V178H18ZM42 179V178H41ZM123 179V178H122ZM145 179V178H144ZM146 179V180H147ZM156 179V180H157ZM179 179V178H178ZM190 179V178H189ZM193 179V178H192ZM260 179H261V177H260ZM29 180H31V179H29ZM33 181H35L34 179H32ZM32 180L30 181V182H32ZM56 180H58V179H56ZM151 180V179H150ZM155 180V181H156ZM205 180V179H204ZM259 180V179H258ZM41 180H39L38 181V183L40 182ZM123 181V180H122ZM128 181H130V180H128ZM145 180H142V182H144ZM152 181V180H151ZM151 181H149V182H151ZM155 181H153V183L151 184V186L155 183ZM191 181V180H190ZM189 181V182H190ZM30 182H27V184H26V188L24 187V190L22 189V188H18L16 191H14L15 192V196H14V199H13V201H11L10 199L8 200V199H5V200H3L4 199V197H3V199L2 198H0L1 200H3V202L0 200V264H118V262H124L123 264H126V263H128V264H135L134 263V261L132 262V260H133V255L131 254L133 251H131V253H130V248H129V250H127V248H126V252H123V254H121V255H119V252L118 251H116L115 249H112V248H114V247H112V248H110V246H109V242L112 240V236H114L115 237V239H116V241H117V244H118V241L120 242V241H122V242H124V238L126 237H123V234H120V235H117V233L116 234H114L115 232L114 231H112V230H108V226L110 225V224H107V221H109V220H107V221H105V223L106 224H102L103 222H102V220L100 221V223H99V220L97 221L96 220V222H97V224H94V222L92 223V221L94 220L95 221V217L96 216H98V217H100L99 216V214L98 215H96L95 217L94 216H91L92 214L91 213H88L87 214V212L86 213H84V212H82V210H81V205L83 204H81L80 205V202L79 203H76L77 201L76 200H74L73 202L74 203H71V201H69L70 203L68 204V203H65V204H67V205H62V206H60V204H59V206H58V209H55V211L56 210H58L57 211V215H56V217L54 218V215L52 216L51 215V217L49 216V218H51V227H50V231H49V236L47 237V229H48V226H46V224H45V222H47L46 221V219H47V217L44 215V210L42 211L41 210V208L38 210V209H36V208H33V207H31L30 208V203L29 202H27L26 200H25V198L26 197H24L25 195H30L31 193H30V190H31V188H32V186H31V184H30ZM44 182V181H43ZM124 182H125V180H124ZM157 182V181H156ZM187 182V181H186ZM197 182V181H196ZM240 182V181H239ZM244 182H246V181H244ZM14 183V182H13ZM21 183V182H20ZM20 183H18V185H22V184H20ZM42 183V182H41ZM44 183H46V182H44ZM51 183V182H50ZM146 183V182H145ZM198 183H200V182H198ZM10 184V183H9ZM7 185V188H9L10 187V185ZM24 184V183H23ZM47 184H49V183H47ZM59 184V183H58ZM141 184V183H140ZM139 184V185H140ZM185 184V183H184ZM208 184H209V182H208ZM0 185H2L1 183H0ZM32 185H34V184H32ZM36 185V184H35ZM39 185L40 184H37L36 185V189L35 190H38L37 189V187H39ZM44 185V184H43ZM149 185V184H148ZM157 185V184H156ZM155 185V186H156ZM190 185V184H189ZM192 185H194V184H192ZM201 185V184H200ZM239 185V184H238ZM6 186V185H5ZM9 186V187H8ZM14 186V185H13ZM16 186V185H15ZM67 186V185H66ZM128 186H132V185H130L129 183H128V185H127V187ZM137 186V185H136ZM136 186H134L133 185V187H134V189H137V188H135ZM191 186V185H190ZM203 186V185H202ZM207 186V185H206ZM246 186V185H245ZM47 187L50 189V192L47 194V192H46V190H42V192H37L36 191V194H37V196H36V199H42V198H45V196H47V195H49V197H50V195H54L56 192L55 191H53V189H52V185L51 184H49V185H47ZM58 187V186H57ZM61 187V186H60ZM63 187V186H62ZM61 187V188H62ZM121 187V186H120ZM125 187V186H124ZM145 187V186H144ZM148 187V186H147ZM153 187V186H152ZM160 187H161V185H160ZM160 187H157V189L159 188L160 189ZM164 187V186H163ZM162 187V188H163ZM176 187V186H175ZM187 187V186H186ZM196 188H197V186H195ZM241 187V186H240ZM6 187H5V189H7ZM131 188V192H132V187H130ZM138 188H139V186H138ZM155 188V187H154ZM178 188H180L181 189V187H178ZM185 188V187H184ZM188 188V187H187ZM15 189V188H14ZM225 189V188H224ZM48 190V189H47ZM55 190V189H54ZM56 190H57V188H56ZM125 190V189H124ZM141 190V189H140ZM139 189L138 190H134L133 191V194L132 195H134V193H141L140 195H142V191L141 192H139L140 191ZM161 190V189H160ZM164 190H165V188H163V190H161V192L163 191L164 192ZM187 190V189H186ZM193 190V189H192ZM195 190V189H194ZM212 190V189H211ZM24 191H26V192H24ZM73 191V190H72ZM155 191V192H154ZM153 192L154 193H158V192H156V190H154ZM198 191V190H197ZM201 191V190H200ZM203 191H204V189H203ZM209 191V190H208ZM208 191H207V193H208ZM226 191V190H225ZM3 192V191H2ZM8 192V191H7ZM55 192V193H54ZM64 192V191H63ZM148 192V191H147ZM147 192H144V203H145V201H146V204L147 203H149V205L150 204H153V205H155V206H159L160 208L162 207V206H166V208L169 206V205H171V207L173 206V207H177V206H174L173 205V203H171V204H169L170 203V201H167L168 200V198H167V200L165 199V197H167V196H165V197H163L162 195H160L159 193L157 194V196H156V198L155 199H153L152 200V202L150 203L149 201H150V198H152L151 196H150V194L149 193H147ZM160 192V193H161ZM181 192V191H180ZM179 192V193H180ZM183 192V191H182ZM185 192V191H184ZM211 192V191H210ZM3 193H5V192H3ZM2 193V194H3ZM10 193H12V192H9L8 194H10ZM34 193H35V191H34ZM73 193V192H72ZM165 193L167 194V192L165 191ZM187 194H188V192H186ZM185 193V194H186ZM198 193H199V191H198ZM197 193V194H198ZM219 193V192H218ZM228 193V192H227ZM243 193V192H242ZM65 194V193H64ZM67 194V193H66ZM65 194V197H67L68 198V196ZM120 194V195H121ZM125 194V195H126ZM197 194H195V195H197ZM200 195H202L201 193H199ZM212 194H213V191H212ZM216 194V193H215ZM214 194V195H215ZM226 194V193H225ZM231 194H235V193H231ZM35 195V194H34ZM34 195H33V197H34ZM39 195V196H38ZM68 195H70L71 196V194H68ZM73 195V194H72ZM120 195H119V197H120ZM172 196H173V194H171ZM175 195V194H174ZM189 196H191V193L190 194H188ZM194 195V194H193ZM208 195V194H207ZM232 195V196H233ZM1 196V195H0ZM58 196V195H57ZM74 196V195H73ZM76 196V195H75ZM136 196V195H135ZM171 196V197H172ZM180 196V195H179ZM213 196V195H212ZM211 194H210V196H209V201H211V200H213L211 197ZM228 196V195H227ZM227 196H225V197H227ZM245 197H246V194L244 195ZM8 198L9 197H11V196H7ZM33 197H31V198H33ZM49 197H48V199H49ZM117 197V196H116ZM127 197V196H126ZM134 197V196H133ZM138 197V196H137ZM170 196H169V199L171 198ZM225 197H224V199H225ZM30 198V199H31ZM60 198V197H59ZM58 197H57V199H59ZM63 198H64V196H63ZM67 198H66V200H67ZM78 198V197H77ZM128 199H131V201H133L132 200V198L131 197H127ZM217 198V197H216ZM27 199V198H26ZM29 199V200H30ZM45 199H47V198H45ZM44 199V201H47V200H45ZM60 199H62V198H60ZM70 199V198H69ZM73 199V198H72ZM112 199V198H111ZM116 199H118V198H116ZM116 199H115V201H116ZM128 199H125V200H128ZM202 199V197H200V200ZM207 199V200H208ZM215 199V198H214ZM229 199H230V197H229ZM228 199V200H229ZM246 199H247V197H246ZM64 200V199H63ZM110 199H108V201H109ZM136 200V199H135ZM138 200V199H137ZM140 200H142V199H140ZM199 200V199H198ZM231 200V199H230ZM229 200V201H230ZM67 201V202H68ZM107 201V202H108ZM114 200H112V202H113ZM130 201V200H129ZM143 201V200H142ZM197 201V200H196ZM222 201H223V198H222ZM227 201V200H226ZM241 201V200H240ZM12 202H17L18 204H20V206L22 205L23 206V208H24V210L23 209H21L22 210V212L20 213V214H17L18 212H14V207H13V205H12ZM64 202H65V200H64ZM63 202V203H64ZM118 203L120 202L119 201V199H118V201H117ZM122 202V201H121ZM127 202V201H126ZM138 202H139V200H138ZM172 202H174L173 200H172ZM224 202V201H223ZM228 202V201H227ZM235 202V201H234ZM41 203V202H40ZM39 203V204H40ZM60 203V202H59ZM62 203V202H61ZM62 203V204H63ZM109 203H111L110 201H109ZM117 203V204H118ZM127 203H129V202H127ZM144 203L142 204V205H144ZM199 203V202H198ZM210 203V202H209ZM225 203V202H224ZM32 204V203H31ZM39 204H38V202L36 203V205H38L39 206ZM56 204V203H55ZM85 203L83 204V205H86ZM115 204H116V202H115ZM193 204V203H192ZM230 204V203H229ZM30 205V206H29ZM120 205V207H121V204H119ZM126 205V204H125ZM135 205V204H134ZM137 205V204H136ZM194 205V204H193ZM225 205V204H224ZM37 206V207H38ZM54 206V205H53ZM114 206V205H113ZM226 206V205H225ZM18 207V206H17ZM46 207H48V206H46ZM45 207V208H46ZM124 207V206H123ZM149 207V206H148ZM148 207H146L147 209H148ZM170 207V206H169ZM171 207H170V209H171ZM173 207H172V209H173ZM55 208V207H54ZM145 208V207H144ZM152 208V207H151ZM163 208V207H162ZM161 208V209H162ZM165 208V207H164ZM89 209V210H88ZM114 209V208H113ZM116 209V208H115ZM157 210H161V209H159V208H156ZM155 209V210H156ZM177 210H179L178 208H176ZM49 209L47 208V211H48ZM117 210V209H116ZM122 210H124V209H122ZM126 210V209H125ZM141 211L142 210H144L143 208L142 209H140ZM155 210H153V212L155 211ZM177 210H175V211H177ZM231 210V209H230ZM50 211V210H49ZM140 211V212H141ZM147 211H149V210H147ZM165 210H163V211H161V212H164ZM186 211V210H185ZM53 211H51V213H52ZM83 213V214H85V219L84 220H81L80 219V217L82 216V214H80V213ZM123 212V211H122ZM143 212V211H142ZM150 212V211H149ZM152 212V213H153ZM157 212V211H156ZM166 212H167V210H166ZM172 212V211H171ZM170 212V213H171ZM201 212V211H200ZM50 212H49V215L51 214ZM96 213V214H97ZM117 212H115L114 213V215L116 214ZM120 213V212H119ZM130 213H131V209H130ZM145 213H147L146 212V210H145ZM151 213V214H152ZM46 214V213H45ZM91 214V215H90ZM147 214H150V213H147ZM147 214H145V215H147ZM154 214H155V212H154ZM161 214H164V213H161ZM161 214H159V215H161ZM167 214V213H166ZM169 214V213H168ZM184 214V213H183ZM201 214V213H200ZM256 214V213H255ZM88 215H90V216H88ZM107 215V214H106ZM121 215V214H120ZM119 215V216H120ZM155 215H157V214H155ZM179 215V214H178ZM232 215V214H231ZM48 216V215H47ZM109 216V215H108ZM122 216V215H121ZM120 216V217H121ZM148 216V215H147ZM146 216V217H147ZM170 216V215H169ZM252 216V215H251ZM44 217H46V218H44ZM84 217V216H83ZM168 217V216H167ZM231 217V216H230ZM235 217V216H234ZM254 217V216H253ZM255 217H257V216H255ZM82 218V217H81ZM106 218V217H105ZM138 218V217H137ZM145 218V217H144ZM176 218H178V217H176ZM232 218V217H231ZM247 218V217H246ZM57 219V220H56ZM83 219V218H82ZM111 219V218H110ZM129 219V218H128ZM165 219V218H164ZM181 219V218H180ZM105 220V219H104ZM155 220V219H154ZM170 220V219H169ZM172 221H173V219H171ZM219 220V219H218ZM230 220V219H229ZM242 220V219H241ZM247 220V219H246ZM255 220V219H254ZM121 222H123L122 220H120ZM119 221V222H120ZM129 221V220H128ZM190 221V220H189ZM222 221V220H221ZM240 221V220H239ZM242 221H245L244 220V218H243V220ZM256 221V220H255ZM48 222H49V220H48ZM49 222V223H50ZM118 222V223H119ZM191 222H194V221H191ZM223 222V221H222ZM225 222V221H224ZM229 222V221H228ZM90 223H92V224H90ZM99 223V224H98ZM110 223H113V222H110ZM167 223H169V222H167ZM215 223V222H214ZM217 223V222H216ZM226 223H227V221H226ZM230 223V222H229ZM233 223V222H232ZM243 223V222H242ZM250 223V222H249ZM255 223V222H254ZM145 224V223H144ZM218 224V223H217ZM217 224H214V226L215 225H217ZM236 224H238V222L236 223ZM244 224V223H243ZM246 224V223H245ZM251 224V223H250ZM253 224V223H252ZM256 224H259V222H257ZM93 225H95V226H93ZM137 224H136V222H135V219L133 218L131 221H129V223H124V224H119V227H120V229L122 230V231H126V232H130L131 231V235H132V237H133V234H138V233H141V232H136V226ZM192 225H195V224H192ZM192 225H189V226H192ZM196 225H197V222H196ZM210 225H212V224H210ZM228 225H231V224H228ZM113 226V225H112ZM245 226V225H244ZM219 227H221L219 230H218V232H217V242L219 243V244H222L223 243V240L225 239V238H222L223 236V234L225 233L226 234V236H227V231L225 232V230H224V228H226V227H224V224L223 225H221V226H219ZM82 228H84L83 230H82ZM118 228V227H117ZM195 228V227H194ZM208 228H210L209 226H208ZM214 228V227H213ZM238 228V227H237ZM241 228V227H240ZM112 229V228H111ZM116 229V228H115ZM210 229H212V227L210 228ZM215 229H218L217 228V226L215 227ZM214 229V230H215ZM234 229H236V228H234ZM49 230V229H48ZM117 230V229H116ZM155 230V229H154ZM230 230V229H229ZM232 230V229H231ZM242 230V229H241ZM119 231V230H118ZM117 231V232H118ZM91 232V233H90ZM114 232V233H113ZM120 232V231H119ZM230 232V231H229ZM241 232V231H240ZM247 232H248V230H247ZM254 232V231H253ZM47 233V234H46ZM123 233V232H122ZM92 234V235H91ZM127 234V233H126ZM144 234V233H143ZM220 234V235H219ZM238 234V233H237ZM125 235V234H124ZM215 235V234H214ZM128 236V235H127ZM140 236V235H139ZM255 236V235H254ZM134 237H135V235H134ZM137 237V236H136ZM245 237V236H244ZM129 238V237H128ZM141 238V237H140ZM192 238V237H191ZM194 238H197V235L194 237ZM132 239V238H131ZM145 239V238H144ZM245 239H247V238H245ZM252 239V238H251ZM250 239V240H251ZM198 240V239H197ZM210 240V239H209ZM227 240H229V239H227ZM227 240L225 241V244H226V242H227ZM239 240V239H238ZM249 240V241H250ZM264 240V239H263ZM101 242L103 245H104V248H101L100 247V245H99V250H98V252H96V253H94V251H93V248L91 249H89V246H97V244H98V242ZM115 241V242H116ZM127 241V240H126ZM140 241V240H139ZM139 241H138V244H139ZM143 241V240H142ZM141 241V242H142ZM193 241V240H192ZM230 241H232V240H230ZM229 241V242H230ZM248 241V240H247ZM99 242V243H100ZM128 242V241H127ZM193 242H199V241H193ZM211 242H212V240H211ZM233 242V241H232ZM254 242V241H253ZM260 242V241H259ZM129 243H131V241H129ZM129 243H127V245H129ZM231 243V242H230ZM235 243H238V242H235ZM250 243H251V241H250ZM263 243V242H262ZM111 244V243H110ZM138 244H137V246H138ZM142 244V243H141ZM192 244V243H191ZM131 245V244H130ZM196 245V244H195ZM215 245H217V244H215ZM226 245H228V244H226ZM231 245V244H230ZM230 245H228V246H230ZM233 245V244H232ZM232 245H231V247H232ZM235 245V244H234ZM256 245H258V244H256ZM259 245H261L260 243H259ZM119 246V245H118ZM117 246V247H118ZM121 246V245H120ZM122 246H123V244H122ZM121 246V247H122ZM137 246H135V247H137ZM223 246H224V244H223ZM255 246V245H254ZM94 247V248H95ZM98 247V246H97ZM116 247V248H117ZM124 247V246H123ZM134 247V246H133ZM193 247V246H192ZM195 247V246H194ZM222 247V246H221ZM239 247V246H238ZM243 247V246H242ZM242 247L240 248L241 250H242ZM260 247V246H259ZM103 249L104 250V253H101V249ZM107 248V249H106ZM201 248V247H200ZM223 248V247H222ZM235 249H238L237 247H234ZM245 248V247H244ZM263 248H264V246H263ZM156 249V248H155ZM220 249V248H219ZM224 249V248H223ZM106 250H108V251H106ZM135 250H138V249H136L135 248ZM143 250V249H142ZM193 250V249H192ZM217 250H218V248H217ZM220 250H222V249H220ZM140 251H141V249H140ZM140 251H138L139 253H140ZM219 251V250H218ZM223 251V250H222ZM221 251V252H222ZM231 251H233V250H231ZM240 251V250H239ZM248 251V250H247ZM122 252V251H121ZM183 252V251H182ZM208 252V251H207ZM92 253H94V254H92ZM146 253V252H145ZM218 253V252H217ZM231 253L232 252H228L227 250H224L223 252H222V254L220 255V256H218V258H220V262H218L219 264L221 263V264H231V262H232V264L234 263L233 262V257H231ZM236 253V252H235ZM246 253V252H245ZM250 253H252V252H250ZM141 254H143V251H142V253ZM140 254V255H141ZM163 254V253H162ZM201 254H203V253H201ZM233 254V253H232ZM254 254V253H253ZM252 254V255H253ZM145 255V254H144ZM143 255V257H145ZM207 255H208V253H207ZM212 255V254H211ZM264 255V254H263ZM263 255H261V256H263ZM209 256V255H208ZM260 256V257H261ZM149 257V256H148ZM160 257H162V256H159V259H160ZM206 257V256H205ZM212 257H214L213 255H212ZM237 257V256H236ZM240 257V260H241V262H239V263H241V264H243V263H245L244 262V260H243V258L241 257V256H239ZM256 257V256H255ZM150 258H153V257H150ZM163 258V257H162ZM217 258V257H216ZM232 258V259H231ZM258 258H259V256H258ZM264 258V257H263ZM205 259H207V258H205ZM254 259V258H253ZM260 259V258H259ZM118 260H120V261H118ZM163 259H161V261H162ZM199 260V259H198ZM209 260H211L210 258H209ZM247 260V259H246ZM138 261V260H137ZM212 262V264H213V262L215 261V260H211ZM219 261V260H218ZM254 261V260H253ZM126 262V263H125ZM154 262V261H153ZM247 262V261H246ZM255 262H256V264H264V260H262V261H257L256 259H255ZM121 263V264H122ZM216 263H217V261H216ZM215 263V264H216ZM254 263V262H253ZM203 264H204V262H203ZM246 264V263H245ZM255 264V263H254Z\"/></svg>", "mask_w": 264, "mask_h": 264}]
</instances>
